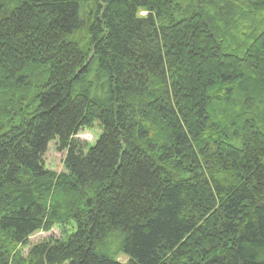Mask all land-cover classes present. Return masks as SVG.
<instances>
[{"label":"trees","instance_id":"obj_1","mask_svg":"<svg viewBox=\"0 0 264 264\" xmlns=\"http://www.w3.org/2000/svg\"><path fill=\"white\" fill-rule=\"evenodd\" d=\"M0 264H264V0H0Z\"/></svg>","mask_w":264,"mask_h":264},{"label":"rangeland","instance_id":"obj_2","mask_svg":"<svg viewBox=\"0 0 264 264\" xmlns=\"http://www.w3.org/2000/svg\"><path fill=\"white\" fill-rule=\"evenodd\" d=\"M143 15H144V12H141L140 16H143ZM99 135H100V130L98 127L95 126L91 129L84 130L83 132L78 133L75 139H77L81 143H86L87 145L91 146L98 139ZM56 147L57 145L55 142H51L47 145V150L44 156L42 157V162H43L45 169L55 172V173H60L63 170L62 161L64 159L65 153H59L56 150ZM72 229L73 227L71 225L65 231L68 232V234H70L72 233ZM64 232L59 227L53 228L49 233L37 232L29 237L28 239L29 246L34 245L41 241L49 240V239H54V240L63 239ZM28 248L29 247L27 246L22 249L21 253L23 256H26L28 252ZM113 248L115 249L116 245ZM117 260L121 263H125L127 261V259L123 257L122 255H117Z\"/></svg>","mask_w":264,"mask_h":264}]
</instances>
